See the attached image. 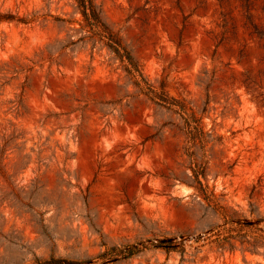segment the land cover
I'll use <instances>...</instances> for the list:
<instances>
[{
	"label": "rangeland",
	"instance_id": "rangeland-1",
	"mask_svg": "<svg viewBox=\"0 0 264 264\" xmlns=\"http://www.w3.org/2000/svg\"><path fill=\"white\" fill-rule=\"evenodd\" d=\"M95 1L136 77L75 0H0V264H264V0Z\"/></svg>",
	"mask_w": 264,
	"mask_h": 264
},
{
	"label": "trees",
	"instance_id": "trees-1",
	"mask_svg": "<svg viewBox=\"0 0 264 264\" xmlns=\"http://www.w3.org/2000/svg\"><path fill=\"white\" fill-rule=\"evenodd\" d=\"M76 2V9L82 13L84 16L85 24L83 25V29L88 31L90 34L88 37L90 38H98L100 40L106 39L107 46L109 49L116 55L121 62H127L126 70L130 75L133 77L137 76L139 72L137 64L132 59L130 53L126 50L124 45L122 44L121 40L117 38L116 35L111 31L107 23L103 20L102 17V9L96 3L95 0H75ZM18 21L28 23L31 20L27 17H20L15 16L13 14H4L0 12V22L2 21ZM87 37V36H86ZM139 84V83H138ZM148 93H150L158 103L165 105L167 107H178V110L181 112L182 117L185 119V131L188 133V136L191 137L193 140L198 138V135L201 133L204 134L202 130L201 121L198 119L195 114L189 113L187 107L184 104L179 103L176 99L172 97H168L167 94L163 93V95H159L157 91L148 84ZM202 173L199 171L198 168L194 169V183L199 184L196 186L198 193L195 196L199 199L206 200L209 205H212L216 201V195L214 192L210 191L208 186H203L201 180L199 179ZM216 210L220 211L223 214H227L224 210V207L220 206V209ZM227 216V215H226ZM259 229V231H258ZM252 238L254 240H264V228H256V230L251 231ZM250 235L246 232L242 235L245 238L244 242H250L249 240ZM221 245H225L224 240L220 241ZM158 247L170 252L172 250H176V245L173 242H162L157 244ZM131 254V252H129ZM62 259L52 257L50 260L46 261V264H62ZM68 264H76V263H68Z\"/></svg>",
	"mask_w": 264,
	"mask_h": 264
}]
</instances>
